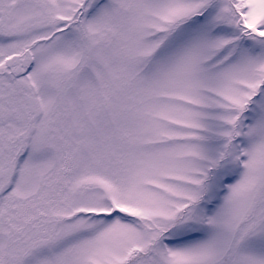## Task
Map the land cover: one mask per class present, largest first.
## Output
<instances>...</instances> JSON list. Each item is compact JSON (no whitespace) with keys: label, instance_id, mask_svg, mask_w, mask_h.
<instances>
[{"label":"snow or ice","instance_id":"snow-or-ice-1","mask_svg":"<svg viewBox=\"0 0 264 264\" xmlns=\"http://www.w3.org/2000/svg\"><path fill=\"white\" fill-rule=\"evenodd\" d=\"M0 264H264V0H0Z\"/></svg>","mask_w":264,"mask_h":264}]
</instances>
